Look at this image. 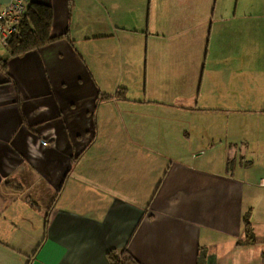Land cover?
<instances>
[{
	"label": "crops",
	"instance_id": "obj_1",
	"mask_svg": "<svg viewBox=\"0 0 264 264\" xmlns=\"http://www.w3.org/2000/svg\"><path fill=\"white\" fill-rule=\"evenodd\" d=\"M34 2L57 38L0 50V264H264V0Z\"/></svg>",
	"mask_w": 264,
	"mask_h": 264
},
{
	"label": "trees",
	"instance_id": "obj_2",
	"mask_svg": "<svg viewBox=\"0 0 264 264\" xmlns=\"http://www.w3.org/2000/svg\"><path fill=\"white\" fill-rule=\"evenodd\" d=\"M51 27L52 11L50 7L41 3H29L19 24L18 34L11 41L8 50L13 55H19L47 45L57 38L51 34ZM244 232L245 240L240 242H257L250 223L247 221L245 222ZM110 259L112 264H139L126 251L118 255L113 253L110 255Z\"/></svg>",
	"mask_w": 264,
	"mask_h": 264
},
{
	"label": "rangeland",
	"instance_id": "obj_3",
	"mask_svg": "<svg viewBox=\"0 0 264 264\" xmlns=\"http://www.w3.org/2000/svg\"><path fill=\"white\" fill-rule=\"evenodd\" d=\"M2 47L3 46L0 47V50H2L4 48V47L3 48ZM252 47L253 46L250 45V52L256 51V47H254V48H252ZM6 48H8V47H6ZM250 118L252 120H254L256 123L257 117H255V116L250 117L249 116L248 119H250ZM217 132H218V134L223 135V134H226V133H224V132H226V129L221 128ZM201 134L202 133H200L199 135H201ZM46 142H48V141H46ZM224 142L225 141H223L222 145L218 146V148L212 150V152L214 153L213 159H215L217 161L218 165L224 166L226 169L233 171L235 166H239L240 161H241V157L239 155L237 157L228 156L227 155V146L229 145V143H227V145H226V143H224ZM85 143H86V141L81 142L82 145ZM72 158L73 157H71L70 159L72 160ZM260 158H263V157H260ZM71 160H70V162H71ZM24 181H25L26 185L21 191L22 196L28 198L32 204L37 205V201L38 202L40 201L39 203H41V205L43 207L47 206L48 201L54 195L53 194L54 191L48 186V184L43 179L41 181H38V182H33L32 177H30L28 180L24 179ZM20 188H21V186L18 187V189H20Z\"/></svg>",
	"mask_w": 264,
	"mask_h": 264
},
{
	"label": "built area",
	"instance_id": "obj_4",
	"mask_svg": "<svg viewBox=\"0 0 264 264\" xmlns=\"http://www.w3.org/2000/svg\"><path fill=\"white\" fill-rule=\"evenodd\" d=\"M28 5V0H12L0 6V45L9 47L18 34L19 24Z\"/></svg>",
	"mask_w": 264,
	"mask_h": 264
}]
</instances>
